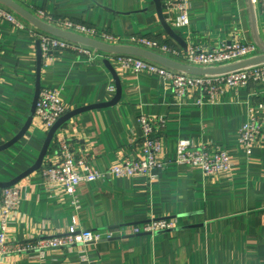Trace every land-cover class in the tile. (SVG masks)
Wrapping results in <instances>:
<instances>
[{
    "label": "crops",
    "instance_id": "0c3cea01",
    "mask_svg": "<svg viewBox=\"0 0 264 264\" xmlns=\"http://www.w3.org/2000/svg\"><path fill=\"white\" fill-rule=\"evenodd\" d=\"M12 1L40 21L42 11L54 20H70L116 37L141 36L182 49L164 31L155 0ZM168 1L161 0L163 7ZM187 1L190 26L186 29L172 27L177 12L163 9L187 49L256 44L258 56L263 54L264 12L259 6L253 7L250 0ZM10 10L25 27L0 20V147L16 139L31 116L38 83L39 46L34 33L44 31ZM54 23L45 22L53 27ZM105 61L70 53L49 63L42 59L41 90L60 91L70 112L110 103L117 88ZM109 62L121 81L120 102L69 120L57 131L47 156L55 154L59 141L67 140L93 169L106 172L139 156L141 117L162 118L166 123L159 131L167 169L153 182L134 176L83 184L77 205L72 197L51 195L37 171L18 184L22 202L11 234L18 241L72 227L130 234V228L159 219L176 221L175 231L118 234L112 240L51 253L44 260L30 254L0 257V264H264V130L251 155L239 143L251 111L264 103V82L237 90L224 88L214 97L191 90L178 101L165 79L134 75ZM259 115L264 121V111ZM48 135L34 117L25 136L0 152V183L14 181L31 169ZM184 139L195 146L226 149L236 164L233 174L209 176L175 164L178 142Z\"/></svg>",
    "mask_w": 264,
    "mask_h": 264
},
{
    "label": "built area",
    "instance_id": "2783aa9c",
    "mask_svg": "<svg viewBox=\"0 0 264 264\" xmlns=\"http://www.w3.org/2000/svg\"><path fill=\"white\" fill-rule=\"evenodd\" d=\"M250 1L253 7L259 6L264 12V0ZM164 9L177 12L176 18L171 20L172 27L186 29L190 26L187 0H169L164 4ZM38 15L44 23L53 24L55 22V26L51 27L72 35L109 46L130 47L152 52L169 61L193 68L219 69L235 65L257 57L260 51L256 44L229 43L218 49L203 51L200 48L192 47L185 52L180 48L141 36L116 37L70 20H54L42 11ZM0 20L13 27H25V22L1 3ZM34 36L39 44L42 59L47 63L53 62L55 57L64 53H70L90 61L96 59L115 61L124 71L134 75L146 73L165 79L170 83L175 99L178 101L186 99L191 90H200L206 96L214 97L221 94L224 88L237 90L264 82V63L221 75H191L138 56L106 53L44 31L36 32ZM198 104L201 106L202 100H199ZM262 111H264V103L259 104L254 111H251L247 124L240 131L239 143L247 155H251L263 136L264 121L259 115V112ZM68 112L70 111L64 106L60 91L41 90L35 119L45 130L49 132ZM165 123L162 118L149 120L147 117H141L143 144L137 152L139 156L136 159H126L122 164L112 167L106 172L93 169L88 161L80 156L73 143L67 140L59 141L55 154L46 156L40 169L47 191L53 196L72 197L74 204L77 205V191L83 184L134 176L147 177L150 182L157 180L159 173L168 167V163L162 159L163 144L159 131L165 127ZM175 164L198 169L205 175L219 177L231 176L236 166L233 157L226 149L208 145L195 146L187 139L178 142ZM21 202L22 188L20 185L0 189V257L2 258L33 254L38 259L44 260L51 253L112 240L118 234L121 236L156 235L177 226V222L173 219L151 220L130 228V234L119 231H82L72 227L63 233L41 235L28 241H18L13 238L10 228L15 215L19 212ZM81 259L83 260L84 257Z\"/></svg>",
    "mask_w": 264,
    "mask_h": 264
},
{
    "label": "water",
    "instance_id": "95a60500",
    "mask_svg": "<svg viewBox=\"0 0 264 264\" xmlns=\"http://www.w3.org/2000/svg\"><path fill=\"white\" fill-rule=\"evenodd\" d=\"M0 3L7 6L8 8L12 9L13 11H15L20 17H22L23 19H25L26 21L30 22L31 24H34L40 28H42L44 31L51 33L55 36H58L62 39H66L75 43H79L82 44L84 46H88L91 47L93 49H98L100 51L106 52V53H111V54H126V55H133V56H138L147 60H150L152 62H155L157 64H160L164 67L179 71V72H184V73H188L191 75H221V74H225L228 72H232V71H236L239 69H243L249 66H253L256 64H261L264 63V49H263V54L260 56H257L255 58L243 61L241 63L235 64V65H230L227 67H223V68H219V69H202V68H193V67H188L185 65H181V64H177L175 62L169 61L161 56H158L156 54L147 52V51H143L140 49H136V48H130V47H116V46H109L94 40H89V39H85L83 37H79L76 35H72L70 33L64 32L62 30L53 28L49 25H46L45 23H43L42 21L36 19L34 16H32L31 14L27 13L26 11H24L21 7H19L14 1L12 0H0ZM155 5L157 8V12L159 15V19L161 21L162 27L164 29V31L166 32V34L170 37V39H172L173 41H175L182 49H184V51H187V45L184 42V40L176 34V32L172 29V27L168 24V22L166 21V18L164 17L163 14V5L161 3V0H155ZM39 46V44H38ZM105 65L106 67L109 69V71L112 73L114 80H115V85L117 88V93H116V97L113 101H111L110 103L107 104H100V105H93V106H89V107H85L82 109H77L75 111L72 112H68L62 119H60V121L49 131V135L48 138L46 140V143L43 147L42 153L37 161V163L31 168L29 169L26 173H24L23 175H21L20 177H18L17 179H15L14 181H11L9 183H0V189H5V188H11L14 187L16 185H18L20 182H22L24 179H26L27 177H29L30 175H32L33 173L40 171L42 164L48 154L49 148L51 146V143L57 133V131L64 125L66 124L69 120H71L72 118L89 112V111H94V110H99V109H104V108H108V107H113L115 105H117L121 98H122V87H121V81L118 77V74L116 73L115 69L113 68V66L110 64V62L107 60L105 61ZM41 67H42V54H41V50L40 47L38 48V83H37V93H36V97L34 100V105H33V109H32V113L31 116L26 124V126L24 127V129L21 131V133L16 137V139H14L12 142L0 147V152L10 148L12 145H14L15 143H17L20 139H22L25 134L27 133V131L29 130V128L32 125V121L35 117V112H36V106L39 100V96L41 93V85H40V77H41ZM175 230H168V231H164V232H173ZM164 232H159L157 234L160 233H164ZM146 235V234H144Z\"/></svg>",
    "mask_w": 264,
    "mask_h": 264
}]
</instances>
